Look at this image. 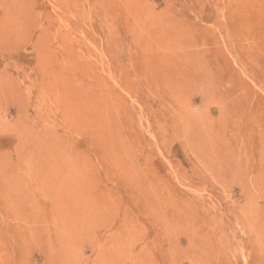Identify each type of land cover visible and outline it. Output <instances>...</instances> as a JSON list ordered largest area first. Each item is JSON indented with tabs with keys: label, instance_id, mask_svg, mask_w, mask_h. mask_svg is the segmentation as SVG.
Listing matches in <instances>:
<instances>
[{
	"label": "rangeland",
	"instance_id": "obj_1",
	"mask_svg": "<svg viewBox=\"0 0 264 264\" xmlns=\"http://www.w3.org/2000/svg\"><path fill=\"white\" fill-rule=\"evenodd\" d=\"M0 264H264V0H0Z\"/></svg>",
	"mask_w": 264,
	"mask_h": 264
}]
</instances>
